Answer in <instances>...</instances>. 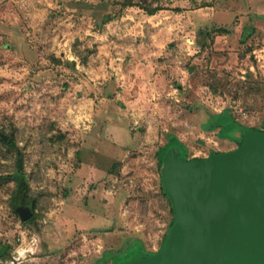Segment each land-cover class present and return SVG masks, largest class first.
I'll list each match as a JSON object with an SVG mask.
<instances>
[{
    "label": "rangeland",
    "instance_id": "rangeland-1",
    "mask_svg": "<svg viewBox=\"0 0 264 264\" xmlns=\"http://www.w3.org/2000/svg\"><path fill=\"white\" fill-rule=\"evenodd\" d=\"M122 1L0 0V264L157 253L168 149L201 158L264 131V0Z\"/></svg>",
    "mask_w": 264,
    "mask_h": 264
},
{
    "label": "water",
    "instance_id": "water-1",
    "mask_svg": "<svg viewBox=\"0 0 264 264\" xmlns=\"http://www.w3.org/2000/svg\"><path fill=\"white\" fill-rule=\"evenodd\" d=\"M241 136L237 148L201 158L168 149L162 176L174 224L161 250L125 264H264V131ZM18 210L24 220L33 213Z\"/></svg>",
    "mask_w": 264,
    "mask_h": 264
},
{
    "label": "trees",
    "instance_id": "trees-1",
    "mask_svg": "<svg viewBox=\"0 0 264 264\" xmlns=\"http://www.w3.org/2000/svg\"><path fill=\"white\" fill-rule=\"evenodd\" d=\"M123 5H134V4H137L138 1L137 0H123L121 2ZM143 7L146 8V10L151 13V14H154L156 13L157 11H159L160 9L163 8L162 5L158 4V5H149V4H144ZM244 40V39H243ZM7 143H11L12 144V140H8L6 141ZM6 178H14V179H18L17 175H14V174H9V175H6L5 176ZM19 190H18V193H17V201L15 202V206H19V203H22L23 205L26 204V199L24 198V195H25V189H24V184L20 183L19 184ZM167 196L169 197L168 193L166 192ZM169 200L171 202V211L173 214H175V211H174V207H173V203H172V200L170 199L169 197ZM18 203V205H17ZM19 211V210H18ZM12 251V247L11 245L9 244H5V243H0V257L1 258H8L10 256V253Z\"/></svg>",
    "mask_w": 264,
    "mask_h": 264
},
{
    "label": "clouds",
    "instance_id": "clouds-1",
    "mask_svg": "<svg viewBox=\"0 0 264 264\" xmlns=\"http://www.w3.org/2000/svg\"><path fill=\"white\" fill-rule=\"evenodd\" d=\"M33 243L34 244L36 243V238L35 237L33 238ZM34 251H35V249L32 248V247H28V248L21 247V248H18V249H16V252H17L18 255L14 256V259L18 260L20 258L25 257L27 255V253L34 252Z\"/></svg>",
    "mask_w": 264,
    "mask_h": 264
}]
</instances>
